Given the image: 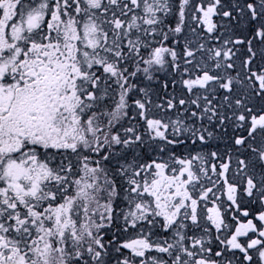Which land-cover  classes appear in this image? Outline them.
<instances>
[{
  "label": "snow or ice",
  "instance_id": "obj_1",
  "mask_svg": "<svg viewBox=\"0 0 264 264\" xmlns=\"http://www.w3.org/2000/svg\"><path fill=\"white\" fill-rule=\"evenodd\" d=\"M0 264H264V0H0Z\"/></svg>",
  "mask_w": 264,
  "mask_h": 264
}]
</instances>
